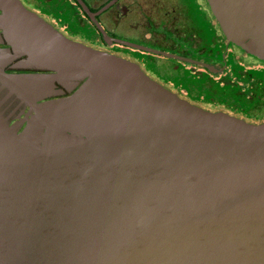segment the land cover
<instances>
[{
  "label": "water",
  "instance_id": "95a60500",
  "mask_svg": "<svg viewBox=\"0 0 264 264\" xmlns=\"http://www.w3.org/2000/svg\"><path fill=\"white\" fill-rule=\"evenodd\" d=\"M78 1L119 41L95 19L109 4ZM207 1L264 60V0ZM0 30L50 72L0 66L3 100L29 107L19 131L0 100V264H264V122L193 105L20 0H0ZM55 83L70 93L48 99Z\"/></svg>",
  "mask_w": 264,
  "mask_h": 264
},
{
  "label": "flooded vegetation",
  "instance_id": "af4514ba",
  "mask_svg": "<svg viewBox=\"0 0 264 264\" xmlns=\"http://www.w3.org/2000/svg\"><path fill=\"white\" fill-rule=\"evenodd\" d=\"M106 34L108 43L78 0H20L65 37L136 63L152 80L178 97L211 112L246 120L241 112L264 104V60L227 40L207 0H81ZM111 3V4H110ZM89 27L97 34L90 38ZM130 42L146 49L129 46ZM0 30V66L6 73H50L22 67ZM57 95H68L54 84ZM7 91L0 88V100ZM229 96L231 100L225 101ZM223 97V98H222ZM217 99V100H215ZM9 123H21L29 107L14 95L1 103ZM261 107V106H260ZM251 123L264 122V114Z\"/></svg>",
  "mask_w": 264,
  "mask_h": 264
},
{
  "label": "rangeland",
  "instance_id": "374dc122",
  "mask_svg": "<svg viewBox=\"0 0 264 264\" xmlns=\"http://www.w3.org/2000/svg\"><path fill=\"white\" fill-rule=\"evenodd\" d=\"M89 32H91L89 37L90 38L93 37L94 39H96L97 34L91 27H89ZM229 100H231L230 97L226 96L225 101L228 102ZM263 114H264V104L263 105L260 104L255 108H251L249 111H244V112H241V114H236V115L237 116L241 115L248 121H255V120H258Z\"/></svg>",
  "mask_w": 264,
  "mask_h": 264
}]
</instances>
